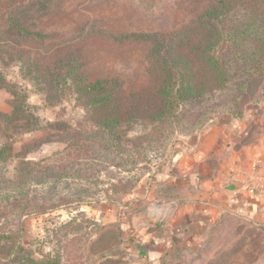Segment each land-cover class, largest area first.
Segmentation results:
<instances>
[{
  "label": "rangeland",
  "instance_id": "374dc122",
  "mask_svg": "<svg viewBox=\"0 0 264 264\" xmlns=\"http://www.w3.org/2000/svg\"><path fill=\"white\" fill-rule=\"evenodd\" d=\"M214 3L50 0L40 10L31 0H0L6 20L14 7L25 6L22 27L40 33L27 38L15 31L0 33V78L15 86L27 111L38 118L35 130H29L34 120L28 126L23 119L9 124L12 142L0 169V243L14 245V264H150L127 245L131 240L119 225L128 214L121 209L129 208L135 193L158 195L168 189L155 177L175 162L181 139L230 116L231 110V117L243 118L251 108L264 106V70L235 102L229 95L233 81L229 89L214 92L215 82L208 83L193 104L173 110L160 102L163 77L156 55L167 51L155 50V37L168 42V35L182 32ZM6 27L0 21V32ZM183 46L176 49L187 53ZM193 67L198 80L207 75L200 62ZM71 68L86 83L103 80L114 97L106 112L121 119L115 129L100 130L99 111L76 100L73 78L65 76ZM12 101L11 91L0 88V114L12 115ZM159 110H165L162 117ZM108 131L117 143L106 140ZM69 155L76 159L69 161ZM23 165L40 171L18 176ZM153 179L158 184L151 188ZM16 184L23 186L19 192ZM171 192L153 195L161 205L157 234L165 229ZM116 204L117 213L107 209ZM178 247L156 264H264V223L222 213L196 240Z\"/></svg>",
  "mask_w": 264,
  "mask_h": 264
},
{
  "label": "crops",
  "instance_id": "0c3cea01",
  "mask_svg": "<svg viewBox=\"0 0 264 264\" xmlns=\"http://www.w3.org/2000/svg\"><path fill=\"white\" fill-rule=\"evenodd\" d=\"M173 161L155 177L168 186L156 191L159 196L173 191L163 234L156 233L161 215L156 193L133 194L122 212L129 217L120 218L131 240L127 245L150 264L172 247L196 240L222 213L264 223V106L251 108L243 118L211 120L205 129L181 139ZM154 179L151 188L158 184ZM107 207L119 211L118 204Z\"/></svg>",
  "mask_w": 264,
  "mask_h": 264
},
{
  "label": "trees",
  "instance_id": "16d2710c",
  "mask_svg": "<svg viewBox=\"0 0 264 264\" xmlns=\"http://www.w3.org/2000/svg\"><path fill=\"white\" fill-rule=\"evenodd\" d=\"M49 1L31 0V3L33 7L38 5L41 10L48 6ZM41 2L42 4H39ZM0 8L3 9V11H0V21L7 26L6 29L1 30V34L15 31L24 33L25 38L40 35L39 32L36 33L31 29L22 27L20 17L22 18L24 15L22 9L25 6L14 7L15 9L12 10V14L7 20L5 18L8 13L7 9H4V5H1ZM181 30L182 32L177 31L168 35V42L155 37L157 39L155 50L160 48V50L167 51L156 55V61L163 77L158 92L160 102L167 110H173L175 106L185 102L193 104L202 95L205 86L214 82L213 92L221 88L229 89L228 86L233 81L234 93L230 92L229 95L230 101L235 102L250 90L254 78L258 77V73H262L264 70L259 69L264 58V0H215L212 7H209L204 13L192 20L190 24L182 27ZM176 45L177 47L184 45L187 53L177 50ZM196 62H200L205 67L204 71L207 72V75L200 80L195 77L193 66ZM72 69L74 68L65 71V76L69 77L70 75L73 78L72 81L77 93L76 100L82 101L89 108L95 109L94 112L99 111L96 122L101 128L100 130L105 132L107 129H115L120 124L121 119L118 113L106 112L105 107L113 103L114 97L109 89L103 87V80L86 83L80 75H74ZM237 70L239 71L234 74V71ZM0 88L11 91L13 95V101L11 102L12 115L8 117L0 114L1 169L4 152L12 142L10 135L7 134V130L11 129L9 124L14 120L23 119L26 122L25 126H28L33 120L36 124L38 118L27 111L29 106L23 101L20 92L3 77L0 78ZM228 108L229 110L232 109ZM164 112L165 110H159L158 117ZM230 113V116L234 115L232 110ZM37 127L38 124L29 130H35ZM106 135V140L111 139L114 144L118 142L111 131H108ZM110 145L111 143L107 145L106 142L107 150H109ZM92 150L94 151V148ZM88 157V154L85 153L84 158ZM75 159L76 156H68L69 161ZM68 160L65 159L64 161ZM24 165L22 171L19 170L18 176L22 173L26 175L25 178L33 177L40 171L35 166L24 167ZM82 170L83 168L80 169L81 173H83ZM16 187L18 192L23 188L20 184H16ZM119 226L121 230V225ZM0 238L3 239V235ZM13 246L9 245L8 242L5 244L0 243V264L15 263L16 256L12 252ZM168 252L162 254L160 260ZM11 254L12 256H10ZM26 254L28 255L29 252H26Z\"/></svg>",
  "mask_w": 264,
  "mask_h": 264
},
{
  "label": "built area",
  "instance_id": "2783aa9c",
  "mask_svg": "<svg viewBox=\"0 0 264 264\" xmlns=\"http://www.w3.org/2000/svg\"><path fill=\"white\" fill-rule=\"evenodd\" d=\"M126 209H127V207L122 208V209H121V213H122V212H125Z\"/></svg>",
  "mask_w": 264,
  "mask_h": 264
}]
</instances>
